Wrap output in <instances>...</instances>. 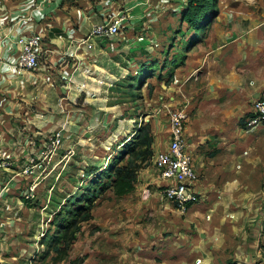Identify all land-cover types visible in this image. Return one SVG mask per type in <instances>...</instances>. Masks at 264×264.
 Segmentation results:
<instances>
[{
  "label": "rangeland",
  "instance_id": "obj_1",
  "mask_svg": "<svg viewBox=\"0 0 264 264\" xmlns=\"http://www.w3.org/2000/svg\"><path fill=\"white\" fill-rule=\"evenodd\" d=\"M148 1L139 5L152 7L151 16L134 17L135 33H145L148 40L130 49L117 42L104 48L109 41L103 40L95 49H103L97 54L104 61L98 62L106 75L102 82L99 67L83 63L81 71L92 75L81 90L77 74L70 71L59 80L54 64L42 56L46 73L54 72L55 80L42 83L28 105L0 113V163L9 161L0 167V264H55L68 230L74 239L63 264H198L206 262L200 246L211 259L205 264L212 259L215 264H264V219L255 212L256 205L264 208V124H244L254 94L264 90V64L254 73L252 65L241 64L238 77L222 81L225 96L220 93L219 102L200 100L207 83L213 84L210 94L220 90L214 80L185 81L183 94L184 81L176 80L175 67L181 60L178 51H185L181 45L190 43L194 33L180 43L174 29L163 32L158 25H190L178 14L175 20L160 14L175 4L184 7L187 0ZM211 1L208 17L229 0ZM108 71L116 75L111 79ZM66 81L71 82L68 93L61 87ZM174 108L188 113L186 138L200 177L211 189L196 208L185 211L164 198L152 165L154 150L142 162L136 145L147 129L153 136L159 130L166 141ZM202 112V118L212 114L213 120L197 127ZM193 129L197 144L191 140ZM128 162L139 163L141 174L134 191L118 196L107 175L115 164ZM87 206L92 217L80 221L75 213Z\"/></svg>",
  "mask_w": 264,
  "mask_h": 264
},
{
  "label": "crops",
  "instance_id": "obj_2",
  "mask_svg": "<svg viewBox=\"0 0 264 264\" xmlns=\"http://www.w3.org/2000/svg\"><path fill=\"white\" fill-rule=\"evenodd\" d=\"M148 2V0H0V113L7 112L8 109L17 110L25 104L28 105L34 99L33 97L37 96L40 87H44L42 83L50 85L56 76L54 72L52 74L46 73L45 65H43L42 61L34 70H26L21 74L17 73L16 62L21 51V45L17 41L19 36L39 34L43 39L42 47L44 50L42 56L48 64H54V66L51 65V68L58 71L59 80L67 78L66 75H69L71 71V74L73 72V74H77L76 76L81 78L78 80V85L83 90V86L86 85L85 80L92 75L81 71L83 63L88 62L90 63L89 65H97L100 69L101 66L99 64L104 62L103 56H97L99 52L103 51L102 47L100 46L101 51L95 50L98 44L100 45V42L103 43V40L109 41L108 45H106L107 47L104 46V48H109L108 46L113 48L117 42V44L121 45V48L125 49L128 47L130 49L131 44L138 43L136 37L138 35H134L136 34V28H134L136 18L134 19V17L145 19L144 15L151 16L149 14L153 10L152 7L143 8V6L139 5L148 4ZM178 3H181V0H178ZM184 7L175 4L171 8H164L160 14H162L163 18H168L169 20H175L178 14L179 18L183 20L182 11ZM123 8L133 17L129 31L134 33L132 36L128 32L117 37V39H113L108 36L94 34L97 26L109 21L117 11ZM144 11L146 12L143 13ZM146 25L148 26L147 29H149L147 32H152L151 25L149 23H146ZM158 28H161L163 32L168 31V29H174L179 34L180 39L178 41L180 43L183 42L182 38L185 35L194 33L193 40L190 39V43L181 45L183 48L185 47V51H178L181 55L179 56L181 59L179 63L177 62L178 56L175 58V62L178 63L175 67V78L176 80L184 81H181L182 87L180 89L182 92L186 88L184 86L185 81L214 80V87H221L219 88L220 90H214L217 93L215 95L210 94L209 90L211 89L209 86L213 84L207 83L206 88L209 92H203L200 96V98L202 97L200 99L202 102H209L212 98H216L219 102V99H221L219 94L224 93L222 86L225 85L222 81L238 77V73H242L238 68H241V64L242 67L245 64L252 65L251 73H254L256 66L262 68L264 64L262 59L264 56V0H229L226 2V7H222L220 12L208 17L207 23L201 30L191 25L186 27L182 24V21L179 25L172 24L170 28L169 25L159 24ZM141 34L145 37L144 41L148 40L145 33ZM121 40H124V42L120 43ZM125 49H123L124 52H126ZM89 53H91L90 59L92 58V61L87 59L88 56L86 54ZM70 61L73 64H70ZM119 61H114V63L119 65ZM111 63H113L112 58ZM111 63L110 68L112 71L114 65ZM232 67L235 68L232 69ZM101 69L99 70L100 74H98L100 82H102L103 76H106L102 75L103 71ZM108 72L111 79L112 76L116 75L115 72ZM70 77H73V75ZM249 78H255V76ZM70 84V81H66V84L61 86L62 90L68 93ZM263 94L264 90L257 91L252 101ZM223 96L225 95L223 94ZM180 99L184 101V98L180 97ZM226 101H228V98ZM203 114L204 112L200 113V118L198 116L196 120L197 127L207 125L208 122L213 120L212 114L202 118ZM0 128L3 127L0 125ZM171 131V121L168 125V139L166 141L164 139L165 134H160L159 130L156 131L153 146L154 156L158 151L167 148L171 139ZM2 133L0 131V137ZM192 139H194L196 144L199 142L195 129H193V134L191 135ZM191 152L194 155L196 166V154L193 150ZM152 165L157 172L154 164ZM152 165L149 166L152 167ZM140 174L141 172L139 176ZM151 176L150 171H148V178H151ZM156 179L162 181V186L164 185L165 180L160 175ZM199 187L202 194L211 191L204 184L202 178H200ZM170 203L176 206L174 203ZM195 205L196 203L192 204L190 208ZM255 212L261 214V220L264 219V208H262V205H256ZM199 250L206 262L198 264L209 263L211 259H208L205 254L203 256L204 248L200 246ZM245 256L247 257L246 254ZM210 264H215V261L212 259Z\"/></svg>",
  "mask_w": 264,
  "mask_h": 264
},
{
  "label": "built area",
  "instance_id": "obj_3",
  "mask_svg": "<svg viewBox=\"0 0 264 264\" xmlns=\"http://www.w3.org/2000/svg\"><path fill=\"white\" fill-rule=\"evenodd\" d=\"M132 18L129 12L123 8L117 11L109 21L97 26L94 34L117 39L130 28ZM144 38L142 34L137 37L138 40ZM17 41L21 45L19 58L16 62L17 73L21 74L23 71L36 69L44 50L42 37L39 34L22 35L18 37ZM183 108H174L171 111V139L166 149L155 154L153 164L158 174L165 180L164 198L185 211L190 204L200 201L203 194L199 187L201 177L195 166L194 155L190 151L184 130L188 113ZM244 124L247 128L264 124V94L254 98L246 113ZM4 156L10 158L9 154L5 153ZM7 164L9 161H3L0 163V167L7 166Z\"/></svg>",
  "mask_w": 264,
  "mask_h": 264
},
{
  "label": "trees",
  "instance_id": "obj_4",
  "mask_svg": "<svg viewBox=\"0 0 264 264\" xmlns=\"http://www.w3.org/2000/svg\"><path fill=\"white\" fill-rule=\"evenodd\" d=\"M210 1L211 0H188L182 11L183 21H188L191 26L195 27L198 30H201L208 20V14L210 12L211 6ZM126 31L128 33L130 31V28ZM137 34L138 33H136V35ZM144 40L145 39H143L142 41L138 40L137 42L141 44L145 42ZM153 143L154 136L150 135L149 129H147L145 135L140 137L139 141L136 144L141 147L139 155L142 152V162L150 158L153 154ZM108 166L109 164L107 165V167ZM107 167H102L103 171L106 170ZM139 169L140 164L137 162H128L121 165L115 164L114 173L108 174L107 177L111 180L110 185L112 186L113 191L116 195L124 196L135 190L137 181L139 179ZM109 170H107V173H111ZM94 195L95 198L98 197L96 193ZM191 205L192 204H190V206ZM75 214L80 221H85L92 217L91 209L89 208V206L85 208L80 207L78 209V212ZM77 220L78 219H75L73 222L75 223L77 222ZM73 234L74 233L70 230L64 233L63 238L66 243L60 247H57V253L54 257L55 264H63L68 259L69 246L71 241L74 239Z\"/></svg>",
  "mask_w": 264,
  "mask_h": 264
}]
</instances>
